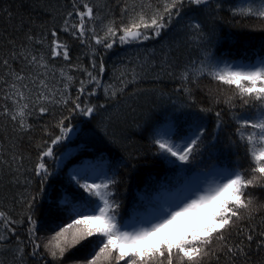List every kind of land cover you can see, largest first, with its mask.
<instances>
[{"label": "snow or ice", "instance_id": "6c2138e0", "mask_svg": "<svg viewBox=\"0 0 264 264\" xmlns=\"http://www.w3.org/2000/svg\"><path fill=\"white\" fill-rule=\"evenodd\" d=\"M103 8L71 0L37 26L0 5L11 29L0 34V182L23 189L19 216L0 209V250L10 264H252L253 247L264 253V35L222 50L218 22L264 33V0ZM117 44L139 47L106 78ZM205 79L207 105L196 96ZM129 118L131 131H117Z\"/></svg>", "mask_w": 264, "mask_h": 264}, {"label": "trees", "instance_id": "16d2710c", "mask_svg": "<svg viewBox=\"0 0 264 264\" xmlns=\"http://www.w3.org/2000/svg\"><path fill=\"white\" fill-rule=\"evenodd\" d=\"M70 2L71 0H0V5H2L3 3L12 4L14 13L18 12L19 14L24 15L25 18L31 17V19L35 22V25L39 26L41 24L49 23L52 20L53 15L57 16L58 18L60 13L67 7L68 4H70ZM152 2L155 3V0H152ZM93 3L100 4L102 12L105 14H110L108 12V9L103 8V5L108 4L109 6H112L116 3V0H93ZM17 5H19L20 7L17 8ZM218 23H220V33L222 37L220 47L222 50H231L235 52L237 48L244 42L245 37L259 38L260 36L264 35V33L259 31V26L257 27L256 31H249V28L247 26L235 24L233 21L229 20L227 15L223 17L222 22ZM248 23H254V21ZM6 28L9 31L11 30L10 26L4 20H0V34H3ZM7 47L8 46L6 45V43H0V57H3L5 55ZM137 47L139 46L121 47L119 44H117L109 53V58H106L108 64V72L106 73V78L112 77L114 73H116V69H120L122 67V63L127 64L129 59L134 60ZM145 47H147L148 49L156 48L157 50H159V45H156L151 41L148 42ZM79 54H81V48L76 45L73 47L72 52L74 61L76 56ZM58 63L63 62L58 61ZM114 64L116 68H113ZM166 83H169V85L171 86V82L166 81ZM209 86L210 82L205 79L201 82L200 87L196 92L198 101L204 103L205 105L210 103V100L206 95ZM143 87H151V84L146 83L145 85H143ZM152 100H154V97H141L138 103L140 105L147 106L152 102ZM218 107L224 109V119L231 124V130L234 132L235 124L232 123V117L228 112V109L223 105V103H221ZM212 120L214 121V116L212 117ZM131 126L132 120L131 118H129L126 122V125L121 124L117 126V131H121L125 127H127L129 131H131ZM209 130H211V127L209 128ZM7 134L11 135V129L8 130ZM40 134V131L37 129L34 131L33 136L38 138ZM4 136L5 132L3 128V121H0V141H3L5 144H7V141L4 140ZM27 139L28 138L26 137L21 145L22 150H24L25 152H27L29 149ZM78 143L79 141H74L70 145H77ZM243 155V152H241V156ZM141 167L142 169H144L145 173L152 170V166L150 165H142ZM53 184L54 187L58 188V182L54 181ZM138 187L142 188L143 185L140 184L138 185ZM22 191V188H17L11 185L5 187V184L3 182H0V209L7 211L15 207L13 215L19 216V214L22 212V206L19 203L14 202L13 197H18ZM135 192L136 187H134L131 182H129L127 190L123 188L121 189L120 194L124 198L125 211L128 207L131 206ZM53 194L55 195V192ZM261 194V190H256V196H260ZM46 205L47 202L45 201V206ZM255 222L259 223L260 218L258 217ZM262 258H264V253L257 255L255 253V247H253V255L251 257L252 264H260ZM11 259L12 257L10 253H4L3 250H0V262H3V264H10ZM208 264H231V261L227 260L226 258H221L219 261H217L215 258H212L208 262Z\"/></svg>", "mask_w": 264, "mask_h": 264}, {"label": "rangeland", "instance_id": "374dc122", "mask_svg": "<svg viewBox=\"0 0 264 264\" xmlns=\"http://www.w3.org/2000/svg\"><path fill=\"white\" fill-rule=\"evenodd\" d=\"M76 146V144L75 145H70L69 147H75ZM257 198H259V202L260 203H264L261 199H260V196H257ZM41 235H43L42 233H41Z\"/></svg>", "mask_w": 264, "mask_h": 264}, {"label": "bare ground", "instance_id": "6f19581e", "mask_svg": "<svg viewBox=\"0 0 264 264\" xmlns=\"http://www.w3.org/2000/svg\"><path fill=\"white\" fill-rule=\"evenodd\" d=\"M260 199L264 202V198H262V194L260 195ZM42 234H44V233H42Z\"/></svg>", "mask_w": 264, "mask_h": 264}]
</instances>
